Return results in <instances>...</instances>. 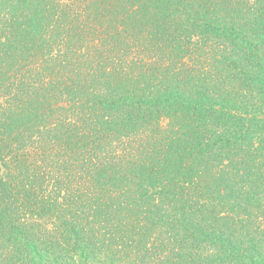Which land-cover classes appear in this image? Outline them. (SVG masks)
<instances>
[{
  "label": "trees",
  "instance_id": "obj_1",
  "mask_svg": "<svg viewBox=\"0 0 264 264\" xmlns=\"http://www.w3.org/2000/svg\"><path fill=\"white\" fill-rule=\"evenodd\" d=\"M0 264H264V0H0Z\"/></svg>",
  "mask_w": 264,
  "mask_h": 264
}]
</instances>
